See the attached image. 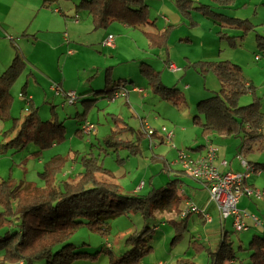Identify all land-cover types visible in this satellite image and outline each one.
Returning <instances> with one entry per match:
<instances>
[{
  "label": "trees",
  "instance_id": "1",
  "mask_svg": "<svg viewBox=\"0 0 264 264\" xmlns=\"http://www.w3.org/2000/svg\"><path fill=\"white\" fill-rule=\"evenodd\" d=\"M148 1L79 0L74 8L77 12L84 11L90 16L94 29L107 27L112 22H119L126 27L141 30L148 37L151 45L165 47L174 24L162 30L158 29L155 21L150 19ZM217 2V5L219 3L229 4L232 0H220V2L217 0ZM176 3L190 24H196L190 16V11L197 10L203 16L219 23H230V27L242 30L239 23H243L244 20L224 16L208 4H191V0H176ZM244 29H249V26H245ZM232 38L234 37L231 36L230 39ZM255 43L257 48L264 51V36L256 34ZM164 63L167 66L170 64L167 59H164ZM199 63L202 72L212 71L220 83L216 92L201 99L195 107L192 122L199 126L201 135L217 134L222 137H239L241 141L238 154L243 158L256 149L264 148V132L261 130L264 111L253 85L247 84L242 67L235 62L222 59H204ZM138 66L153 93L176 104L185 101L182 91L175 86H166L160 79V71L147 60H140ZM26 67H28L27 61L16 55L0 72V120L2 121L14 122L16 120L11 112L13 96L10 87ZM104 81L103 89L90 88L83 92L85 94L84 109L81 114L76 115L77 117L82 115L85 118L87 112L93 108V105L95 106L98 96L114 99L116 92H124L127 84L132 82L128 81L125 75L123 79L120 77L117 80L111 79V67L106 68ZM25 87L26 83L22 86V92ZM85 88L86 86L82 90ZM247 94L250 96L249 102L240 104L241 97ZM74 95L73 104L80 97L77 92H74ZM54 110L55 106H51L53 115L42 120L38 116V106L32 100L28 101L26 117L14 135L1 144L0 154L20 151L28 143H32L36 148L33 155L39 157L51 146L63 141L66 137L65 126L57 121ZM113 119L117 127L103 136V144L106 147H115L113 150H117V146L127 147L130 148L128 154H138L141 137L137 138V143L133 142V134L134 136L140 135L141 132L124 123L123 119L116 115ZM85 122L87 120L82 121L75 134L95 132L94 124L90 132L82 131L81 126ZM14 128L13 124L8 131ZM126 134H131L130 139L124 136ZM201 148L202 145H198L190 149L193 152ZM178 151V155L180 152L191 154L182 149ZM67 162L79 163L81 170L69 175L71 168L67 170ZM43 164V169L38 172L42 184L31 180L16 182L9 176L0 178V264H84L83 262L95 264L103 253L109 257L108 264H140L153 247V232L149 220L156 217L162 218L159 213L174 211V215L164 218L172 225V244L184 233L186 218L192 212H197L205 220L204 213L208 206L202 209V206H197L195 202L188 199L187 193L180 191L181 183L184 182L180 175H188L182 168L175 170L176 175L164 186L152 187L146 193H139V191L123 193L116 182L114 172L103 167L99 157L90 152L82 154L78 150L70 151L66 156L55 153ZM257 165L264 170V161ZM200 183L202 188L206 189L204 184ZM207 198L209 200L208 191ZM190 201L197 206V211H188L186 207L183 208V204ZM129 211L139 212L144 225L140 230H134L126 236V247L119 255L111 250L108 241H105L103 247L101 245L100 249L96 248L93 251L86 247L88 243L83 242L81 245H76L71 240L73 234L80 228L105 235L107 233L106 221L125 212L128 214ZM228 239V233L225 232L211 247L202 246L196 241L193 248L196 252L204 250L209 264H225L226 262L229 264H264V232L253 234L246 247L239 245L238 251H243L240 256L235 253ZM176 264L196 263L189 257L178 258Z\"/></svg>",
  "mask_w": 264,
  "mask_h": 264
},
{
  "label": "rangeland",
  "instance_id": "2",
  "mask_svg": "<svg viewBox=\"0 0 264 264\" xmlns=\"http://www.w3.org/2000/svg\"><path fill=\"white\" fill-rule=\"evenodd\" d=\"M227 5L232 7L234 3L231 2ZM148 6L150 19H155L154 21L158 29H164L161 28L165 27L162 17H169V13L165 9L170 11L173 6L169 2L165 3V9L162 10L163 5L155 1H148ZM215 10L218 11L220 9L217 8ZM79 13H81V18L87 20L86 18L89 15L84 11H79ZM194 13L197 14L194 20L200 23V26L195 23L190 24L188 20L183 19L184 22L181 23L189 30V38L181 43H167L165 47H157L150 44L148 37L142 31L135 28H124L119 22H112L104 28L94 29L92 25L91 34L83 37L84 40H78L80 38L75 37L72 38L71 44L66 47L67 49H71L72 53L77 50L78 53L74 56H59L60 61L58 64L54 59L51 64L46 63V70L49 71L43 68V64H37V67H35V65L28 63V67H26L20 77L10 87V92L14 99L11 111L16 115L18 113L22 114L21 107L24 105V102L18 99V93L27 81L26 78L30 77L28 78L30 86H42L46 91L47 99L45 102L37 104L39 118L42 120L48 119L53 115L51 106H55L54 112L56 113V119L65 126L66 137L60 143L44 151L39 157L33 155L36 148L32 143H28L20 151L14 153L8 151L0 154V178L9 176L16 182L20 180H31L42 184L38 172L43 169V163L48 157L55 153L66 156L70 151L74 152L78 150L82 154L90 152L93 155H97L103 167L114 172L116 182L123 193L131 192L133 189L138 190V185L141 186L138 190L139 193H146L152 187L164 186L177 173L174 170L172 174L168 169L170 166L172 168L178 166V150L182 149L191 152L192 150L190 148L202 140L199 126L194 125L192 122L197 103L201 99L216 92L220 87L215 73L212 71L202 72L200 70L199 61L205 59L201 58L203 56L202 42L206 41L209 37L216 39L217 53L219 54L217 60L224 58V55L228 53H233L235 48L242 46L248 48L250 45H252L251 48L253 47L252 50L249 48V51H252V58L255 55L258 57L257 59L264 56V51H257L254 43L255 34L257 33L255 29L258 25L256 24L257 20L240 18L241 21L244 20L243 23H239L242 26V30H240L230 27V23L226 22H221L216 24L217 26H214L213 23L204 19L203 14L197 10H192V14ZM223 15L239 18L231 13H224ZM89 19L91 20V18ZM182 24H180L179 30L184 28ZM117 26H120V28L118 29ZM245 26H249V29L245 30ZM226 28L240 31L236 43L232 42L230 39L232 34ZM108 32L116 36L115 45L118 46L117 49H111L104 45V40L108 36ZM248 32H250L249 36L252 39L250 37L244 39ZM241 35L243 36L241 37ZM101 38L102 41L98 40ZM91 41L93 43L97 41V43L91 46ZM167 50L170 54L169 61L176 63L181 68L178 72H168L165 68V63L163 62L166 58L165 52ZM250 54L247 52V55ZM140 57L149 58L147 62L160 71V79L166 86H175L182 91L185 97L183 103L176 104L164 100L153 93L146 79L139 71L138 65L140 63ZM186 57L189 60H186ZM253 62H258L255 57ZM108 67H111V79L117 80L119 77L123 79L124 75H126V79L132 81L127 84L125 91L128 92V89L131 88L129 85L132 84L147 90L149 96L144 97L139 93L133 92L128 93V100H126V96H119L109 100L98 96L95 106L93 105V108L87 112L85 118L82 115H80L81 117H77L76 115L81 114L84 109L83 98L85 94L83 92L90 88L94 90L103 89L105 85V70ZM38 70L43 72V76L49 75V82L52 85L57 81H61V85L65 89H74L80 97L74 104L61 106V98L58 97L59 95L47 90L48 83L42 80L39 81L38 79L33 83L32 79H35L33 75H38ZM85 86V90H82ZM245 100L246 96L243 95L239 103L246 104L249 102V100L246 102ZM115 115L122 118L124 123L141 132L140 135L136 134L134 136L133 134V142L137 143V138L141 137L140 152L138 154H128L130 148L127 147L117 146V150H113L115 147H106L103 144V136L117 127L113 119ZM84 120L95 125V132L91 134H75L76 129L80 127V124ZM124 136H128L130 139L131 134ZM233 138L231 137L229 140H236ZM192 139L195 140L193 141ZM1 140L2 138L0 137ZM173 160L174 165H171L170 163ZM250 160L253 161V158ZM258 161H264V153L261 154ZM71 166H73L72 169L75 172L81 170L79 163L70 164L67 162L66 168L68 170ZM180 176L185 179V184L188 185H185V189L189 195L192 193L191 197L194 201L205 198V195L202 196L203 198L199 197V191L195 187H199L200 185L194 178L187 174ZM263 180L264 175L258 180L260 186L256 188L261 192H264V185L261 184ZM249 197L246 198L249 199L251 204H258L259 206L257 207L259 209L264 208L263 197H260L261 199L253 195ZM184 207H187L186 203L183 204ZM256 210V214L254 213L253 215L264 219V213L260 214L259 210ZM247 213L250 214L249 212ZM170 215H174L173 210L159 213V216L162 218L156 217L155 219L149 220L153 232V247L152 251L141 262L143 264H158L159 261H162V264H176L178 258L194 256V261L197 264H206L207 258L205 253H195L193 248L196 240L198 242L203 241L201 230H204V225L202 221H196L197 217H199L198 213L192 212L186 218L184 233H182L180 239L174 241V244L171 243L173 233L172 225L168 221H164V218ZM230 221L231 219L229 218L224 231L228 233V240L232 243L233 250L240 256L243 251H238V246H247L248 236L246 237V235L250 232L251 227L249 228L248 226L250 225L248 224L247 229L238 232L233 230ZM106 223L107 233L105 235L88 231L86 228H80L73 234L71 240L76 245H81L83 242H86L88 243L86 247L93 251L101 245L103 247L105 241H108L112 245L111 250L119 255L126 247V236L134 230H140L144 225L141 214L137 211H129L128 214L126 212L119 214L109 218ZM155 226H158L159 229H155ZM258 229L260 231L254 233L264 231V228ZM108 258V255L103 253L95 264H108ZM83 263L90 264L88 262ZM225 264L229 263L226 262Z\"/></svg>",
  "mask_w": 264,
  "mask_h": 264
},
{
  "label": "crops",
  "instance_id": "3",
  "mask_svg": "<svg viewBox=\"0 0 264 264\" xmlns=\"http://www.w3.org/2000/svg\"><path fill=\"white\" fill-rule=\"evenodd\" d=\"M78 1L79 0H0V72L4 70L6 66H8V64L12 61L13 57L16 55L24 58L27 61V63L31 65H35V67H37V64L38 65L43 64V68L45 70H46L45 64L46 63L51 64L53 59L57 61L58 64V62L60 61L59 56L61 55L66 57L76 55L78 53V50L72 53V50L69 48L67 49L66 46L71 44L72 38L75 37V38H80L78 40H84L83 37H85L86 35H90L92 32L91 29L92 23L91 20L89 19L90 17L86 15L88 17L86 18L87 20L81 18V13L77 12L74 8L75 3H77ZM149 1H153V2L155 1L157 3H161V5H163L162 10L165 9L164 8L165 3L169 2V4L173 6L171 7L170 11H168V9H165L169 13V17L167 16L162 17V20L165 23V27L170 24H174V26L170 30L167 43L175 44L186 41L187 38H189L188 37L189 30L181 22H184L183 19H186L187 21L188 18L182 15L180 9L178 8L176 0H149ZM232 2L234 3V5L230 7L227 4L219 3L217 5L218 3L217 0H191V4H199V3L208 4L211 6L213 10L218 8L220 10L218 11L215 10L218 13H222V14L231 13L239 18H247L250 20L255 19L257 20L256 24H258L255 27L257 31L256 34L264 36V0H232ZM196 15H197L196 13L192 14V11H190L191 18L194 19ZM204 17H205L204 19L213 23L214 26H217L216 24H219V22L213 20L212 18L206 16ZM180 24L184 26L182 30H179ZM196 24L199 25L200 23H197L196 21ZM120 25H122L124 28L126 27L122 23H120ZM117 27L118 29L120 28V26ZM165 27H161V28H165ZM226 29L230 34H232L233 37L235 36L234 39H232V42L236 43L238 36L240 35V31L232 30L230 28H226ZM249 33L250 32H248L245 35L244 39H248L249 37L250 39H252L251 36H249L250 35ZM107 34L109 35L111 33L108 32ZM102 38L98 40L102 41ZM115 41H116V36H114L113 46H107L105 44L104 45L111 49H117L118 46L115 45ZM96 43L97 41H95L94 43L91 41L90 44L92 46ZM202 44H203L202 47L203 56H201V58L218 59L219 54L217 53V41L215 38L209 37L206 41L202 42ZM251 46L252 45L248 46V48H244V46L235 48L233 53H228L224 55V58H222V60L233 61L242 67L243 74L247 79V84L253 85L255 93L260 97L261 107L262 110L264 111V56L260 59H257L258 57L255 55L252 58V51H249V48H251ZM255 47H256V43H255ZM252 49L253 47L251 48V50ZM256 50L260 51V49L257 47ZM262 51L263 50H261L260 52ZM247 52L251 54L247 55ZM165 53H166L165 59H167V62H172L169 61L168 59L170 56L168 50ZM254 57L256 61H258L259 63L253 62ZM139 59L148 60L149 58L140 57ZM186 60H189V58L186 57ZM165 68L167 69L168 72H173L169 70L166 63H165ZM38 71H39L38 75H33L35 77V79L34 78L32 79L33 83L37 79L39 81L42 80L43 82L48 83L47 90L53 91L56 95H59L58 97L61 98V106H64L66 104H73L72 97L68 95V93L73 91L76 93L74 89L72 88L65 89L61 85V81H57L52 85L49 82V75L43 76L44 75L43 72H41V70ZM28 78L30 77L26 78L27 81L25 82L26 87L24 91L22 92L20 90L18 93V99L24 102V105L22 106L24 108L21 107L22 114L18 113V115H16L14 114L13 111H11L12 115L16 117V120H14V122H12L11 120L8 121L0 120V137L2 138L0 144L7 142L14 135L16 130L19 129V127L21 126L22 121L24 120V118L28 113L27 112L28 101L32 100L33 103L37 105L41 102L44 103L45 100L47 99L46 91L43 89V87L42 86L39 87L35 85L30 86V81ZM128 90H129L128 92L124 91L125 94L124 96H126V100H128L129 92L139 93L141 96L144 97L149 96L147 90L141 89L136 85H134ZM247 100H250V96L248 94L246 95L245 102ZM13 124L15 125V128L12 131H8L10 130ZM261 130L264 132V122ZM231 137H222L217 134L202 136V140L198 141L199 143L193 145V146L202 145V148L191 152L190 155L199 156L203 154L206 151V145L208 143H212L213 145H216L218 151H217L216 159L214 160V165L218 168V170L221 172L245 171L246 167L242 162L245 161L250 166V172L249 175L245 177L244 182L248 187L252 189H256L257 186H260L258 180L260 179V177H262V175H264V170L260 169L257 165V163L261 162L258 160L261 157V154L264 153V148L256 149L257 151L256 152L254 151L255 153L253 152L247 157L243 158L240 154H238V147L241 141L240 138L234 137L233 139L236 140H229V138ZM249 158L250 159L253 158V161H251ZM222 160H226L225 165L222 164ZM170 164L174 165V160L171 161ZM72 167L73 166L69 167L71 168L70 174H73L74 172ZM180 169L181 167L178 164V166H174V168L170 166L168 170L171 171L173 174L174 170H180ZM181 178L183 179L182 176ZM183 180L184 182L181 183L180 191L187 193V195L189 196L188 199L195 202L197 206H202L203 208H206L208 206L207 211L210 212V214L212 215L211 221H205L203 218H200V216L197 217L196 219V221L198 220L202 221V224L204 225L203 226L204 230L203 229L201 230V234H202L201 236H203V241L199 243L202 246L205 245L207 247H211L222 236V234L226 232L224 230L229 218L231 219L230 225L233 228L232 225L233 218L229 216L223 219L219 216L215 204L213 202L210 203V201L207 198L206 189L202 188L201 183L197 180L195 181H197L200 186L195 188L197 191H199V197L203 198L202 196L205 195V198L199 199V201H194L191 197L192 193L191 195H189L187 190L185 189V185L186 186L188 185L185 184V179ZM261 184L264 185V180L262 181ZM140 187L141 186L138 185L137 189L139 190ZM138 190L133 189L132 191H138ZM245 195L246 194L244 193L240 195L237 201V207L241 210L249 212L250 214H254L257 211L256 209H258L260 214H263L264 208L262 207V209H259V207H257L259 206L258 204H254V203L251 204V202H249V199L246 198L248 196ZM263 195L264 194L262 191L261 197L264 198ZM165 220L166 219H164V221ZM245 220L247 222V225L248 224L250 225L248 227L249 228L251 227L250 232L246 235V237L248 236L247 240L249 242L251 236L255 234L254 232L260 231L258 228H264V219L259 218L260 220L259 223H255L254 220L250 217H245L244 221ZM155 229H159L158 226H156ZM261 233H256V234H261ZM110 248H112V245H110ZM198 252H204V250ZM198 252L195 251V253ZM205 255L207 258L206 264H209V259L207 257V254L205 253ZM191 258L194 261V256ZM140 264L143 263L141 262ZM158 264H162V261H159Z\"/></svg>",
  "mask_w": 264,
  "mask_h": 264
},
{
  "label": "built area",
  "instance_id": "4",
  "mask_svg": "<svg viewBox=\"0 0 264 264\" xmlns=\"http://www.w3.org/2000/svg\"><path fill=\"white\" fill-rule=\"evenodd\" d=\"M104 44L107 46L114 45V36L109 34L104 40ZM169 70L176 72L181 68L174 62H170L168 65ZM68 95L74 98V92H69ZM123 96L124 92H116V96ZM21 96V95H20ZM94 128L93 123L85 122L81 129L84 132H90ZM217 147L212 143L206 145V151L196 157H192L184 152H180L178 155V163L181 168L184 169L189 176L193 177L199 182H202L209 193V200L213 201L219 216L223 219L231 216L233 218L232 225L235 231H243L247 229V224L244 221L245 217H250L255 223H259L260 220L253 214H248L246 211L237 207V201L241 194L253 195L260 198L262 196L260 190L252 189L248 187L244 180L249 175L250 166L245 161H242L245 165V171H228L220 172L214 165V160L217 155ZM222 164H226V160H222ZM186 210L197 211L198 208L193 202H187ZM202 209H204L202 207ZM205 221H211L212 216L209 212L204 213Z\"/></svg>",
  "mask_w": 264,
  "mask_h": 264
}]
</instances>
